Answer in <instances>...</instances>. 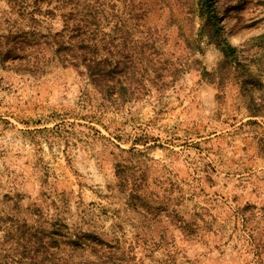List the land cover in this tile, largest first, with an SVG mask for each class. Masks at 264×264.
<instances>
[{
    "label": "rangeland",
    "instance_id": "rangeland-1",
    "mask_svg": "<svg viewBox=\"0 0 264 264\" xmlns=\"http://www.w3.org/2000/svg\"><path fill=\"white\" fill-rule=\"evenodd\" d=\"M100 1L146 45L122 103L62 0H0V264H264V0Z\"/></svg>",
    "mask_w": 264,
    "mask_h": 264
},
{
    "label": "trees",
    "instance_id": "trees-1",
    "mask_svg": "<svg viewBox=\"0 0 264 264\" xmlns=\"http://www.w3.org/2000/svg\"><path fill=\"white\" fill-rule=\"evenodd\" d=\"M62 3L68 10L62 14L61 38L55 41L56 51L63 53L62 61L66 60V64L75 68L82 67L90 82L106 96L113 98L116 91L115 101L118 99L122 103L131 98L134 93L132 87L140 83L145 70L143 48L146 45L144 41H137L133 33L135 25L138 29V20L135 25L121 19L111 20L100 0H62ZM33 13L43 15L50 12H41L37 7V12ZM228 48L233 50L231 46ZM34 245L27 239L23 249L25 251ZM71 246L74 251L78 250L75 245ZM87 248L92 255H97V245L88 242L81 251ZM73 257L70 255V262L66 258V264H85L82 261L73 263ZM95 258L97 262L118 264L111 253Z\"/></svg>",
    "mask_w": 264,
    "mask_h": 264
}]
</instances>
